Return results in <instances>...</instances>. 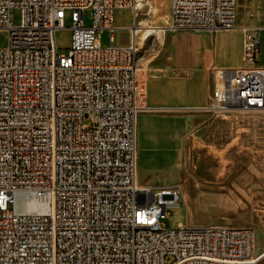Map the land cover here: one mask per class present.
Returning a JSON list of instances; mask_svg holds the SVG:
<instances>
[{
  "label": "built area",
  "instance_id": "built-area-1",
  "mask_svg": "<svg viewBox=\"0 0 264 264\" xmlns=\"http://www.w3.org/2000/svg\"><path fill=\"white\" fill-rule=\"evenodd\" d=\"M238 2L171 0L166 31L243 33V66L217 71L206 112H264V27L239 26ZM136 5L0 0V264H263L253 229L165 228L182 191L138 182L148 79L132 26L120 45L115 24Z\"/></svg>",
  "mask_w": 264,
  "mask_h": 264
},
{
  "label": "rangeland",
  "instance_id": "rangeland-1",
  "mask_svg": "<svg viewBox=\"0 0 264 264\" xmlns=\"http://www.w3.org/2000/svg\"><path fill=\"white\" fill-rule=\"evenodd\" d=\"M142 4L140 9L121 11L117 44L130 43L131 26H170L171 0ZM15 19L19 20L18 12ZM86 22L90 23L89 12ZM238 25L264 27V0H239ZM70 26L67 19L66 28L57 32L59 54H66L70 46ZM183 31L187 30L146 37L143 29L137 34L139 68L148 81L165 70L169 35ZM103 44H108L107 34ZM6 45L7 33L0 31V48ZM147 107L138 119V182L151 188L177 187L183 196L180 207L168 210L164 227L251 228L256 254L264 252V112H206L203 107L154 111L148 102ZM143 113L156 115L153 124Z\"/></svg>",
  "mask_w": 264,
  "mask_h": 264
},
{
  "label": "crops",
  "instance_id": "crops-1",
  "mask_svg": "<svg viewBox=\"0 0 264 264\" xmlns=\"http://www.w3.org/2000/svg\"><path fill=\"white\" fill-rule=\"evenodd\" d=\"M123 14L121 11L116 13L115 24ZM242 39L240 29L216 32L197 29L171 33L165 70L148 81L150 109L164 111L205 107L216 83L217 71L243 66ZM144 115L153 124L151 119L154 120L156 115Z\"/></svg>",
  "mask_w": 264,
  "mask_h": 264
},
{
  "label": "bare ground",
  "instance_id": "bare-ground-1",
  "mask_svg": "<svg viewBox=\"0 0 264 264\" xmlns=\"http://www.w3.org/2000/svg\"><path fill=\"white\" fill-rule=\"evenodd\" d=\"M144 0H137V5L135 7V10L137 9H140L142 2ZM144 29V31L146 32L147 36H153L155 34H160L162 33L163 31H166L164 30V28H161V27H156V26H149V27H146V28H143V27H140V26H132V33H133V36H136L140 31H142ZM200 173V172H199ZM211 177V176H210ZM263 253V252H262ZM261 253V254H262Z\"/></svg>",
  "mask_w": 264,
  "mask_h": 264
}]
</instances>
